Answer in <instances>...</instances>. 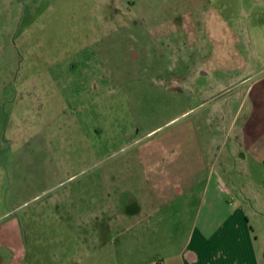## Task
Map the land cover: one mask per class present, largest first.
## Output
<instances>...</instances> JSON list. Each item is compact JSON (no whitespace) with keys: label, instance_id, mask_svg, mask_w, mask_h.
<instances>
[{"label":"rangeland","instance_id":"1","mask_svg":"<svg viewBox=\"0 0 264 264\" xmlns=\"http://www.w3.org/2000/svg\"><path fill=\"white\" fill-rule=\"evenodd\" d=\"M171 1L0 0V173L9 172L4 162H52L59 176L45 189L40 185L34 196H20L16 209H8L0 194V218L14 219L21 229L18 264H146L171 252L186 231L190 220L179 209L181 198L167 205L179 213L149 214L125 230L119 228L114 222L118 216L110 212H124L144 197L149 202L150 192L142 187L138 164L124 175L126 190L108 194L102 178L108 158L130 154L145 143L147 130L155 129L151 143L164 141L170 148L183 140H178L179 130L189 136L182 128L192 117L201 133L198 142L207 138V125L194 119L203 106L179 122L170 120L175 104L153 81L159 77L155 50L144 57L142 72L139 63L124 60V39L109 45L113 40L108 34L124 26V17L139 11L148 17L171 13ZM224 1L227 17L252 10L256 21L264 19V0L243 8L236 0ZM234 19L228 25L235 31ZM251 25L264 37V22ZM238 57L248 63L264 61V56L247 53ZM227 66L222 82L229 89L223 96L231 98L241 85L239 72ZM121 131L137 137L129 143L131 150L122 143ZM120 143L122 149L112 150ZM230 165L228 176L240 180L257 210L249 221L264 254V165L250 164L244 170L238 162ZM164 170L168 176L170 167ZM36 171L41 173L39 166ZM7 187L11 183L5 180L4 194ZM103 209L107 211L99 214ZM9 257L10 250L0 247V264H9Z\"/></svg>","mask_w":264,"mask_h":264},{"label":"crops","instance_id":"2","mask_svg":"<svg viewBox=\"0 0 264 264\" xmlns=\"http://www.w3.org/2000/svg\"><path fill=\"white\" fill-rule=\"evenodd\" d=\"M147 1L140 0V4L147 5ZM216 1L172 0L171 13L157 12L148 17L139 11L133 16L135 19L124 17V26L108 34L113 40L109 41L111 46L124 39V60L131 62L130 65L139 63L142 72L145 71L144 57L156 51L160 78L153 81L175 104L171 121L192 116L194 108L203 106V111L194 115V119L207 125V138L204 143L198 142L201 135L198 123L188 118V125L182 128L183 122L179 127L186 128L189 136L179 130L178 140H183L173 148H168L164 141L159 145L151 143L155 129L147 130L143 134L145 143L130 154L128 149L133 144L129 143H134L137 137L121 131L122 143L129 144L128 151L118 158H108L103 168L102 178L108 184L104 191L110 194L117 188L120 191L128 188L124 175L138 164L142 187L151 195L150 203L149 197H144L132 202L135 206L128 211L110 212L118 216L114 222L121 229L132 226V222H138L145 215L179 213L167 205L170 207L177 198L184 200L179 209L190 221L179 243L160 259L146 264L264 263L258 236L249 221V216L257 215V210L249 203L240 180L228 176L230 162H238L243 170L250 164L264 165V61L259 58V62L248 63L244 57H238L244 53L264 56V37L256 30L258 26L251 25L264 19L256 21L252 10L246 13L243 10L235 19L227 17L225 1L220 0L219 5ZM257 1L261 0H236V3L243 8L248 2L257 6ZM233 19L237 23L235 31L228 25ZM227 65L239 72L236 80L241 85L240 93L231 98L223 96L229 89L222 82ZM168 72L172 74L165 75ZM120 147L123 148L121 143L112 150ZM4 163L10 169L7 174L0 173V194L7 198L8 209L20 206L17 201L20 196L25 198L40 185L45 189L59 178L57 169L50 166L52 162ZM38 166L41 173L36 171ZM166 167H170L168 176H164ZM5 180L11 183L6 194L2 189ZM122 182L126 187H121ZM165 208L167 211L163 212ZM101 211L99 214L107 210ZM6 212L12 215L10 210ZM2 216L0 247L10 250L9 264H18L22 258L21 229L14 219L5 222Z\"/></svg>","mask_w":264,"mask_h":264}]
</instances>
